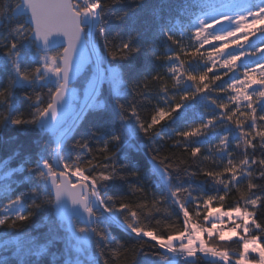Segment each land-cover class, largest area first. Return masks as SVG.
Here are the masks:
<instances>
[{"label": "snow or ice", "instance_id": "1", "mask_svg": "<svg viewBox=\"0 0 264 264\" xmlns=\"http://www.w3.org/2000/svg\"><path fill=\"white\" fill-rule=\"evenodd\" d=\"M120 5L0 0V130L46 137L18 165L0 159V250L23 264L57 242L61 264H264V0H179L147 28L142 0ZM42 210L59 221L43 243L18 227Z\"/></svg>", "mask_w": 264, "mask_h": 264}, {"label": "trees", "instance_id": "2", "mask_svg": "<svg viewBox=\"0 0 264 264\" xmlns=\"http://www.w3.org/2000/svg\"><path fill=\"white\" fill-rule=\"evenodd\" d=\"M139 2V0H137ZM143 8L137 14V23L140 27H150L153 22L158 19L161 15H177L179 0H142ZM133 6V0H123V5L119 7H131ZM118 22H113V27H116ZM203 51H207L205 48ZM133 63H136L133 61ZM117 65H113L116 67ZM216 71V70H214ZM129 73L125 70V75ZM227 79V77H224ZM4 80L3 74H0V81ZM170 83V82H169ZM105 97L109 95L108 85L104 86ZM18 97L22 98V94L18 93ZM131 99V97H129ZM18 107L22 112L27 113L28 106L26 104H20L18 101ZM87 124H85V128ZM46 137L42 136L35 128L31 126L26 127H13L9 126L7 129L0 130V159L12 156L13 153H18V155L13 157L12 164L18 165L20 160L27 155H35V153L44 145ZM142 142V137H138L137 140L133 141L135 144H140ZM131 159L138 163L142 168L150 165L147 155H145L143 150L135 151L132 149H126ZM239 158V157H237ZM209 167H212L211 162H206ZM14 179H19V176L14 177ZM259 182V181H257ZM27 186L17 188V192L24 191ZM15 195V193H14ZM238 199V194L233 192L230 196L226 197L223 207L227 209L229 206L234 205V200ZM217 205L214 203L213 207ZM202 215L200 216V222H203L204 210L201 209ZM264 208H260L257 212V219L264 221ZM59 221L50 216L47 211L35 212L33 217L24 222L23 225H18V227L25 228L32 236L36 237L39 242L43 243L52 234L51 229L54 224H58ZM113 233L117 235L121 240H126L124 233L116 228H113ZM3 235V230L0 229V236ZM63 235V233H61ZM264 243V239L261 240ZM225 246L229 248H239V245L235 242H230ZM64 244L63 242H57L54 246L49 248L46 255L41 258H28L33 261L39 259L40 264H61L63 259ZM255 255L253 256V258ZM0 258L5 261V264H23V258L17 257L15 255L14 247H10L8 250H0ZM179 264H183V259L181 258ZM198 264H211V258H200Z\"/></svg>", "mask_w": 264, "mask_h": 264}, {"label": "rangeland", "instance_id": "3", "mask_svg": "<svg viewBox=\"0 0 264 264\" xmlns=\"http://www.w3.org/2000/svg\"><path fill=\"white\" fill-rule=\"evenodd\" d=\"M238 2H240V3H244L245 0H238ZM239 35H240V34H238L237 38H239ZM257 35H259V34H257ZM255 39H256V37H251V36L249 37V40H250V41L255 40ZM214 43H215V42H214ZM217 46H218V45H217ZM209 47H210V46H205L206 49H208ZM233 47H235V46H233ZM226 51H231V49H227ZM237 63H240V62L238 61ZM208 226H210V225H208ZM226 229H227V228H225V231H227ZM254 255H255V254H251V257L253 258Z\"/></svg>", "mask_w": 264, "mask_h": 264}, {"label": "bare ground", "instance_id": "4", "mask_svg": "<svg viewBox=\"0 0 264 264\" xmlns=\"http://www.w3.org/2000/svg\"><path fill=\"white\" fill-rule=\"evenodd\" d=\"M227 230V229H226Z\"/></svg>", "mask_w": 264, "mask_h": 264}]
</instances>
